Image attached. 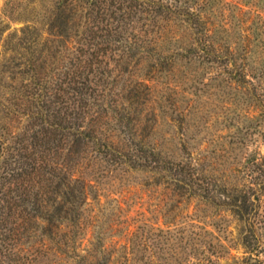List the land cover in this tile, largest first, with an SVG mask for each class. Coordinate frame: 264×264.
<instances>
[{"label": "rangeland", "instance_id": "obj_1", "mask_svg": "<svg viewBox=\"0 0 264 264\" xmlns=\"http://www.w3.org/2000/svg\"><path fill=\"white\" fill-rule=\"evenodd\" d=\"M63 1L0 0V30L5 29L0 50L14 49L0 58V175L7 149L18 146L16 138L34 110L36 92L31 75L6 72L31 58L26 49L5 43L7 35L32 29L40 36L37 57L46 40L57 41L50 21ZM163 1L185 10L203 8L208 31L201 36L186 25V11L170 22L160 21L159 30L127 31L128 45L141 42L156 54L127 61L126 69L110 61V80L116 89L145 83L149 100L134 140L111 117L99 129L113 144H138L161 167L179 164V182L163 168L151 169L154 164L132 170L90 151L73 170L91 187L76 249L57 254L52 243L39 237L29 264H236L243 257L264 263V252L258 253L264 249V0H207L211 8L201 0ZM72 2L83 7L82 13L91 8ZM120 3L99 4L118 13ZM197 38L206 42L208 52H195ZM45 59L54 62L49 54ZM244 195L257 211L249 220L230 206L240 204Z\"/></svg>", "mask_w": 264, "mask_h": 264}, {"label": "trees", "instance_id": "obj_2", "mask_svg": "<svg viewBox=\"0 0 264 264\" xmlns=\"http://www.w3.org/2000/svg\"><path fill=\"white\" fill-rule=\"evenodd\" d=\"M72 1L78 5L84 2L91 8L82 13L83 7L71 6ZM72 1L70 7L66 0L56 7L50 21L55 33L50 35L57 41L46 40V49L37 53L39 57L35 48L40 45V36L29 27L10 32L5 41L15 43L31 55L25 63H15L13 71L6 72L31 75L36 92L31 99L34 110L16 138L18 146L7 149L4 171L0 175V264L32 262L33 252L38 251L34 246L39 237L52 243L55 246L52 251L57 254L68 255L67 250L76 249V241L83 232V209L88 205L91 187L75 178L73 170L90 151L115 166L132 170H143L154 164L151 169L163 168V172L172 173L176 183L179 182L177 177L183 174L179 164L163 163L161 167L158 160L148 158L146 150L136 148L138 144H113L108 137L102 138L103 130L99 128L103 119L111 117L117 126L126 128L128 138L134 140L136 130H133L141 124L140 114L149 100L150 89L145 83L116 89V82L110 80L113 75L110 61L125 64L126 69L130 64L127 61L156 54L153 49L144 48L141 42L128 45L132 39L126 38L127 31L159 30L163 28L160 21L170 22L186 11V25L204 36L206 33L201 31H208V22L201 13L203 8L198 7L197 12L163 0H121L117 13L100 6L109 1L108 5L113 7L114 0ZM201 1L206 2L208 8L214 6L210 2L208 5L207 0ZM0 31L2 35L5 29ZM71 37H75L76 42L71 41ZM196 42L199 48L195 52H208L204 40L200 38ZM48 43L55 44L49 47ZM5 49L0 50V58L7 51H14ZM46 54L55 64L47 62ZM145 129L142 127L141 133ZM242 198L240 204L230 206H237L233 212L249 220L257 211L251 197ZM248 231L255 238L254 232ZM248 246L247 249H251V245ZM235 263L261 264V261L243 257Z\"/></svg>", "mask_w": 264, "mask_h": 264}]
</instances>
